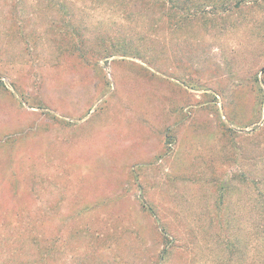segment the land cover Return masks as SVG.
I'll use <instances>...</instances> for the list:
<instances>
[{
	"label": "rangeland",
	"instance_id": "1",
	"mask_svg": "<svg viewBox=\"0 0 264 264\" xmlns=\"http://www.w3.org/2000/svg\"><path fill=\"white\" fill-rule=\"evenodd\" d=\"M0 264H264V0H0Z\"/></svg>",
	"mask_w": 264,
	"mask_h": 264
}]
</instances>
